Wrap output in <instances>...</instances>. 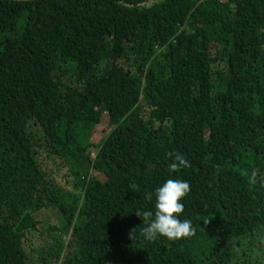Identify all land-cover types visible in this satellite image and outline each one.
<instances>
[{
  "label": "trees",
  "instance_id": "1",
  "mask_svg": "<svg viewBox=\"0 0 264 264\" xmlns=\"http://www.w3.org/2000/svg\"><path fill=\"white\" fill-rule=\"evenodd\" d=\"M102 121L92 182L65 160ZM169 178L196 234L153 243L135 214ZM262 241L264 0L0 1V264H246Z\"/></svg>",
  "mask_w": 264,
  "mask_h": 264
},
{
  "label": "clouds",
  "instance_id": "2",
  "mask_svg": "<svg viewBox=\"0 0 264 264\" xmlns=\"http://www.w3.org/2000/svg\"><path fill=\"white\" fill-rule=\"evenodd\" d=\"M169 158L173 161L169 165L172 172L190 167V162L180 152L170 153ZM255 175L253 172V180ZM190 191V183L181 178H169L155 189L154 211H137L135 214L145 225L142 228V235L147 241L155 243L158 239L164 238L169 242H177L196 234L193 223L189 219H181L185 213L183 202ZM145 198L151 201L153 196L149 193Z\"/></svg>",
  "mask_w": 264,
  "mask_h": 264
},
{
  "label": "rangeland",
  "instance_id": "3",
  "mask_svg": "<svg viewBox=\"0 0 264 264\" xmlns=\"http://www.w3.org/2000/svg\"><path fill=\"white\" fill-rule=\"evenodd\" d=\"M222 1L226 3L228 0ZM109 133V126L104 121L98 125L86 126L84 128V134L85 145L88 149L86 151L80 149L75 157L66 158L65 162L67 169L71 172H79L81 179H89L92 182H105L107 177L106 174L94 170L86 161V156L91 155L92 158H95L100 148V142L105 139ZM57 180L62 186L64 185L59 177H57ZM35 218L42 223V230H46L50 227H57L61 229L66 225V220L63 214L59 210L53 208L41 210ZM263 243L264 241H262V245ZM251 248L254 251L249 254L250 260H248L246 264H264V250L262 251L254 246ZM262 248L264 249V246ZM241 261L245 262L243 258H241Z\"/></svg>",
  "mask_w": 264,
  "mask_h": 264
},
{
  "label": "water",
  "instance_id": "4",
  "mask_svg": "<svg viewBox=\"0 0 264 264\" xmlns=\"http://www.w3.org/2000/svg\"><path fill=\"white\" fill-rule=\"evenodd\" d=\"M0 1H13V2H32L37 0H0Z\"/></svg>",
  "mask_w": 264,
  "mask_h": 264
},
{
  "label": "built area",
  "instance_id": "5",
  "mask_svg": "<svg viewBox=\"0 0 264 264\" xmlns=\"http://www.w3.org/2000/svg\"><path fill=\"white\" fill-rule=\"evenodd\" d=\"M222 1V0H221Z\"/></svg>",
  "mask_w": 264,
  "mask_h": 264
}]
</instances>
